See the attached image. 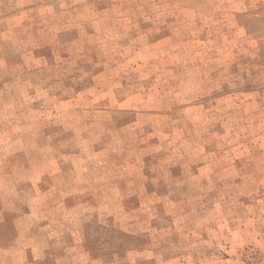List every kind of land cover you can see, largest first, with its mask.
Instances as JSON below:
<instances>
[{"label":"rangeland","instance_id":"obj_1","mask_svg":"<svg viewBox=\"0 0 264 264\" xmlns=\"http://www.w3.org/2000/svg\"><path fill=\"white\" fill-rule=\"evenodd\" d=\"M0 131L37 264H264V0H0Z\"/></svg>","mask_w":264,"mask_h":264},{"label":"crops","instance_id":"obj_2","mask_svg":"<svg viewBox=\"0 0 264 264\" xmlns=\"http://www.w3.org/2000/svg\"><path fill=\"white\" fill-rule=\"evenodd\" d=\"M23 11V14L27 13ZM3 133L0 131V136ZM5 135V133H4ZM3 148L0 147V150ZM0 264H37L33 254L38 253L42 249L44 254L47 255V249L41 244L30 245L26 243L28 237L31 235V228L28 225L26 229L21 227L20 224L24 221H30L34 212L32 210L24 211L19 208H9V187L12 188L14 194L19 195L23 190L18 187L16 178H11L7 174V170L0 168ZM32 182H34L32 180ZM3 189H8L7 192H2ZM23 225V224H22ZM3 232L7 234L3 236ZM29 242V241H28ZM34 246V247H33ZM40 257V256H38ZM57 263V262H56Z\"/></svg>","mask_w":264,"mask_h":264}]
</instances>
